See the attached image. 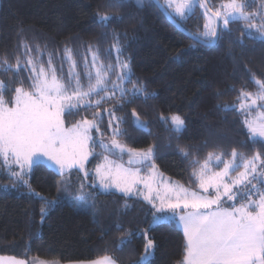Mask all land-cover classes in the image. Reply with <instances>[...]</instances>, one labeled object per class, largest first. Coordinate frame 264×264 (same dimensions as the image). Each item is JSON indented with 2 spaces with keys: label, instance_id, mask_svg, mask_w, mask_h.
<instances>
[{
  "label": "trees",
  "instance_id": "trees-1",
  "mask_svg": "<svg viewBox=\"0 0 264 264\" xmlns=\"http://www.w3.org/2000/svg\"><path fill=\"white\" fill-rule=\"evenodd\" d=\"M207 2L216 10L222 0ZM247 3L246 11H261L262 0H247ZM204 12L205 8L198 4L183 19L173 17L196 34L205 30ZM105 13L123 19H113L104 26L99 22V15ZM253 22L259 24L261 18L258 16ZM244 24V21L231 23L230 34L222 33V39L215 46H207L175 26L153 0H145L143 8L131 2L119 5L116 0H0V61L6 58L8 63L16 64L19 59L24 65L31 57L37 65L48 67L51 58L62 81L66 82L74 70L87 89L85 74L90 72L92 54H97L101 63L116 66V73L117 57L127 60L132 83L125 87L131 89L136 84L155 95L147 101L137 98L131 104L115 108V116L126 120L120 124L123 134L116 139L128 149L147 150L155 145L157 167L187 188L200 191L192 172L199 169L209 153L213 154L210 165L213 171L224 166L215 157L229 161L233 149L247 159L257 151L264 156V145L250 139L238 106L227 112L218 107L238 105L242 102V89L255 93L258 86L253 76L264 80V41L245 35L242 44L236 42L244 31ZM116 34H119V43L114 39ZM121 46L122 53L117 51ZM69 55L71 59H67ZM29 68L26 66L20 72L11 87L23 81L24 88L29 89ZM12 76V72L0 71V80L7 81ZM115 78L114 73L111 80ZM72 80L74 83L75 77ZM4 95L11 99L13 93ZM103 95L101 92L100 96ZM119 95L117 91L115 99L105 101L99 108L81 107L73 115L66 114V124L73 125L84 117L93 119V113L100 112L102 120L97 118L100 133L94 131V138L110 144L109 120H113L112 127L115 120L104 109L114 108ZM90 99L95 101L99 96ZM132 109L146 127L134 125ZM172 114L180 115L186 122V130L179 134V139L168 130L170 122L166 125L159 119L161 115ZM94 148L95 154L87 164L90 183L94 182L93 172L103 156L116 157L98 143ZM178 149L188 151V158L182 157ZM193 160L200 164H193ZM239 161L242 162L240 158ZM59 180L61 175L44 163L31 171V188L41 196L56 200L43 221L42 201L33 197L26 187L0 189V256L62 262L110 256L119 264H180L183 260L186 240L182 229L175 220L153 226L151 205L145 200L117 192L105 193L94 183L86 184L84 179L76 178L66 190L61 185L58 192ZM82 182L89 186L86 191L95 195L92 207L72 206L69 193ZM125 204L131 207L125 210ZM145 232L154 240L155 247L151 259L141 262ZM126 236L128 242L121 245V239Z\"/></svg>",
  "mask_w": 264,
  "mask_h": 264
},
{
  "label": "snow or ice",
  "instance_id": "snow-or-ice-1",
  "mask_svg": "<svg viewBox=\"0 0 264 264\" xmlns=\"http://www.w3.org/2000/svg\"><path fill=\"white\" fill-rule=\"evenodd\" d=\"M117 4L134 3L137 8H143L145 0H116ZM111 7V5H109ZM196 0H164L165 8H172L176 16L184 17L194 10ZM199 6L205 8L204 16L208 23L204 25V31L192 34V39L197 43L208 46H215L217 41L222 39V33H231L229 25L236 21H244V31L236 38V42L242 44L243 37L264 41V0L261 3V11L248 12L247 0H222L220 7L215 11L207 8V0H199ZM261 23L253 22L257 17ZM122 20V16H111L100 14L99 22L107 26L110 21ZM217 20L222 24L221 28L211 26V22ZM255 30L254 34L252 30ZM126 35V33H125ZM119 43V34L114 35ZM122 53V46L117 49ZM67 59H71L69 55ZM97 63V54H93V66ZM117 65L120 69L116 73V66L100 63L93 74L86 73L88 79L87 90H83L79 74L70 72L69 79L65 82L58 77L55 67L48 61V68L43 64L37 65L33 58L29 57L22 65L17 59L16 64L8 63L7 59L0 61V71L12 72L13 76L7 81L0 80V163L7 167L9 178L14 182L12 188L26 187L33 197L42 201L40 209L41 220L43 221L48 208L56 204V200L41 196L33 190L26 176L33 168L42 162L43 157L57 174L64 177L57 181V191H61V185L72 184L70 170H84L85 162L93 151L89 148V142L95 146L97 143L102 149L116 154L125 152V147L116 137L122 135L120 124L126 122L123 117L115 116V108L123 107L124 104H131L137 98L145 101L155 93H150L146 87L133 84L131 89L121 87L122 84L132 83V71L127 60H120L117 57ZM30 66L31 75L29 89L23 86L11 85L19 77L21 71ZM75 62L73 61V67ZM117 75V80L112 81L111 75ZM72 77H75L73 83ZM258 89L255 93L241 90V96L249 101L240 103L241 109H251L257 105V101H264V80L252 77ZM119 91V99L112 109H104L115 120V127H112L113 120H109V127L112 128V139L110 144L103 139L96 141L91 135L95 130L100 133V125L97 118L102 120V113H93L94 118L87 117L78 120L70 128L64 125V116L73 115L84 109L99 108L105 101L115 99ZM13 93L11 99H6L4 93ZM104 92L105 95L100 96ZM99 96V99L92 101L90 97ZM11 105V106H10ZM223 111L235 110L234 105H218ZM259 107L264 108V103ZM133 123L137 127H146V124L139 119L135 109H132ZM160 121L164 124L170 122L171 133L179 134L186 130L185 120L178 114L171 116L161 115ZM248 135L253 142H260L264 145V112L251 119H245ZM103 134L101 133V136ZM171 145L169 144V147ZM156 146H149L147 150L127 149L129 156L128 164H140L149 167L147 176H141V168H125L121 164L108 161L104 165H98L95 176L99 180V187L108 193L118 190L124 196H143V199L151 205L152 225L169 222L173 219L182 226L186 240L185 255L180 264H264V156L257 151L252 158L247 159L241 153L233 149L232 159L223 161L220 156L215 161L223 163V169L213 171L210 164L213 161V154L202 164L193 160V164H200L198 170H193L192 176L198 182L200 191H194L178 184L161 183L156 180L157 171L154 163ZM179 154L185 159L190 153L178 149ZM240 158L242 163H237ZM257 161H259L258 171ZM18 170H13L12 166ZM242 167L235 178L230 176L236 168ZM89 173L84 172L87 178ZM259 177V186L252 181ZM142 184L146 192L139 191L137 185ZM6 188L9 186H5ZM88 185L83 182L73 192L69 193L72 206L75 208L94 206L95 195L86 191ZM211 190V192H210ZM214 193V194H213ZM256 197V198H253ZM158 201V203H157ZM236 201H243L237 206ZM232 202L228 207L223 204ZM125 210L131 206L125 204ZM122 227V225H118ZM131 233H128L130 236ZM145 255L141 261L147 260L152 255L155 247L154 240L147 237ZM128 242V237L121 239V245ZM15 264H23L22 261H15ZM92 264H115L110 258L92 262Z\"/></svg>",
  "mask_w": 264,
  "mask_h": 264
},
{
  "label": "rangeland",
  "instance_id": "rangeland-1",
  "mask_svg": "<svg viewBox=\"0 0 264 264\" xmlns=\"http://www.w3.org/2000/svg\"><path fill=\"white\" fill-rule=\"evenodd\" d=\"M163 4H164V0H163ZM199 4V0H196V5H198ZM196 7V6H195ZM194 7V8H195ZM170 12H171V14L172 15H174V17H176L177 19H183L184 17H179V16H176L175 15V13H174V10L172 9V8H167ZM205 13V12H204ZM206 23H208V21L206 20ZM211 26L212 27H216V25H215V21L213 20L212 22H211ZM120 60H124L123 58H119ZM100 63H101V61L99 60V58L97 57V63H96V65H95V67L93 66V54H92V56H91V62H90V72L93 74V82H94V73H95V70H96V67H99V65H100ZM39 66V65H38ZM46 69L48 68V67H45ZM119 71H120V69H119V67H117V73H119ZM72 72H74V70H72ZM58 75V74H57ZM58 77H59V75H58ZM62 80V79H61ZM117 80V75H116V78L113 80V81H116ZM75 82V81H74ZM121 87H125V84H122L121 85ZM83 90H87V89H83ZM119 92V91H118ZM245 104H248L249 103V101H247V100H244V98L242 97V99H241ZM241 103V102H240ZM240 103L238 104V105H234V106H238V108H239V110L241 111V113H242V116H243V119H244V121H245V119H251V118H253V117H256V116H258L259 115V113H261V112H264V108H261V107H259V105L260 104H262V103H264V101H257V105L256 106H253V108H251V109H241L240 108ZM11 106V105H10ZM64 118V117H63ZM88 119H90L91 120V118H88ZM64 125H65V127L66 128H70L72 125H67L66 124V122H65V118H64ZM247 128V127H246ZM94 131L95 130H93L92 131V133H91V135L94 137ZM111 141V140H110ZM122 144V143H121ZM122 145H124V144H122ZM124 147H125V152L121 155V154H119V150H116V154H113L114 156H116V157H112V156H110V155H104L103 156V158H102V160L99 162V164L98 165H104V164H106L107 162L104 160V157L105 156H107L108 157V161H110V162H115V164H121V165H123L125 168H129V167H131V168H133V169H135V168H141L142 169V166L141 165H135V164H132V165H129L128 164V159H129V156H128V154H127V147L124 145ZM89 148H90V150H92L93 151V155L95 154V148H94V145L92 144V142L90 141L89 142ZM93 155H91V156H89V158H88V160L85 162V166H84V170H77L76 168H73V169H71L70 170V175H71V180L73 179V178H76V179H84L85 180V182H86V184L87 183H89V184H93L94 182H92V183H90L89 182V178H88V176H87V178H85L84 177V172L85 171H87L89 174H90V172L87 170V164H88V162H89V160L91 159V157L93 156ZM230 161V160H229ZM213 162V161H212ZM215 162V161H214ZM41 163H44V164H46V165H48L49 167H51V165L49 164V162H48V160H47V157H43L42 158V162ZM216 163V162H215ZM237 163H242V162H237ZM97 165V166H98ZM210 165H212V164H210ZM257 165H258V171H261V169L259 168V161H257ZM157 166V165H156ZM211 167V166H210ZM224 167V166H223ZM12 168H13V170L15 171V170H18L17 169V166H15V165H13L12 166ZM52 168V167H51ZM223 169V168H222ZM244 169H241V170H239V171H232L231 173H230V176L231 177H233V178H235L236 176H238V174L241 172V171H243ZM157 171H158V173H160L161 175H157L156 176V180L157 181H160L161 183H167L168 182V180H170L169 182H171V183H169V184H178V185H182L183 187H185V188H187L186 186H184L183 184H181L180 182H178V181H176V180H173L172 178H170V177H168L167 175H165L158 167H157ZM219 171V170H218ZM234 172V173H233ZM147 174L146 175H144V173L141 171V173H140V175L141 176H147L148 174H149V172H146ZM30 174H31V172L29 173V175L28 176H26L25 177V179H27L28 181H29V184H30ZM93 174H94V176H95V172H93ZM83 175V176H82ZM84 177V178H83ZM64 177H62L61 176V179H63ZM95 179H97V178H95ZM258 179H259V177H258ZM254 180V181H252V183H254V184H258V186H259V180ZM14 181L13 180H11L10 178H9V173H8V170H7V167L6 166H3L2 165V163H0V189H2V190H12V189H15V188H12V187H10V185L13 183ZM9 186V187H5V186ZM93 185H95L98 189H101L100 187H99V180L97 179V182H96V184L94 183ZM142 184H140V185H137V189L140 191L141 190V188H140V186H141ZM187 189H189V188H187ZM190 190H192V189H190ZM261 190L262 191H264V186H262L261 187ZM113 191H116V192H119L118 190H113ZM195 191V190H194ZM197 191V190H196ZM210 192H211V190H210ZM120 193V192H119ZM214 194V193H213ZM253 198H256V197H253ZM239 206V205H238ZM149 238V237H148ZM146 243H147V240H146ZM154 250V249H153ZM153 250H152V255L151 256H149V258L147 259V260H144L143 262H145V261H148V260H150L151 259V257L153 256ZM144 255H145V253H144ZM143 255V256H144ZM1 257V256H0ZM3 261H1V259H0V262H3L4 264H13V262L14 261H11V260H9V259H6V258H4V259H2ZM26 262V261H25ZM40 262H54V263H50V264H79V262H70V263H68V262H62V261H58V260H43V261H40ZM83 262H85V261H83ZM89 262H94V261H89ZM142 262V261H141ZM49 264V263H48Z\"/></svg>",
  "mask_w": 264,
  "mask_h": 264
},
{
  "label": "crops",
  "instance_id": "crops-1",
  "mask_svg": "<svg viewBox=\"0 0 264 264\" xmlns=\"http://www.w3.org/2000/svg\"><path fill=\"white\" fill-rule=\"evenodd\" d=\"M135 165H140V164H135ZM142 166V165H141ZM95 170H96V168H95ZM95 170H94V172H95ZM150 171V169H149V167H147V166H142V172L144 173V175H146L147 173L146 172H149ZM94 175V174H93ZM96 178V176H94V183L96 184V182H97V179H95ZM170 180H168V182H169ZM167 182V183H168ZM169 183H171V182H169ZM140 188H141V190L140 191H144V192H146V189H144V187H143V185H141L140 186ZM101 191H103L102 189H100ZM196 191V190H195ZM110 192H116V191H110ZM117 193H119V192H117ZM120 194H122V193H120ZM123 195V194H122ZM136 197H139V198H141V199H143V196H139V195H137ZM144 200V199H143ZM147 202V201H146ZM157 203H158V201H157ZM228 203V202H227ZM227 203H225V204H223V207H228L229 205H227ZM239 204H237V206H238ZM173 220H175V219H173ZM176 221V220H175ZM177 222V221H176ZM178 224V223H177ZM178 226L182 229V226H180L179 224H178ZM182 231H183V229H182ZM106 257H110V256H104V257H100V258H97V259H93V260H89V261H98V260H103V259H105ZM4 258H6V259H9V260H11V261H14L13 262V264H15V261H22L23 262V264H50V263H54V262H40V261H43V260H40V259H24V258H15V257H9V256H1L0 257V259H1V261H3L2 259H4ZM114 262H115V264H119L118 262H116L112 257H110ZM26 261V262H25ZM89 261H85V262H83V261H76V262H79V264H92V262H89ZM68 263H70V262H68ZM0 264H4L3 262H0Z\"/></svg>",
  "mask_w": 264,
  "mask_h": 264
},
{
  "label": "water",
  "instance_id": "water-1",
  "mask_svg": "<svg viewBox=\"0 0 264 264\" xmlns=\"http://www.w3.org/2000/svg\"><path fill=\"white\" fill-rule=\"evenodd\" d=\"M158 7L161 9V11L168 17V19L175 25L177 26L179 29H181L182 31H184L186 34H188L189 36L192 37V33L189 32L188 30H186L174 17L173 15L169 12V10L167 8L164 7V4L160 1V0H153ZM207 8L211 9L208 2H207ZM222 24L216 20V28H221ZM196 41V40H195ZM203 44V43H201ZM205 45V44H204ZM208 46V45H207Z\"/></svg>",
  "mask_w": 264,
  "mask_h": 264
},
{
  "label": "flooded vegetation",
  "instance_id": "flooded-vegetation-1",
  "mask_svg": "<svg viewBox=\"0 0 264 264\" xmlns=\"http://www.w3.org/2000/svg\"><path fill=\"white\" fill-rule=\"evenodd\" d=\"M212 11H215V10H213V9H211ZM215 21V25H216V20H214Z\"/></svg>",
  "mask_w": 264,
  "mask_h": 264
}]
</instances>
